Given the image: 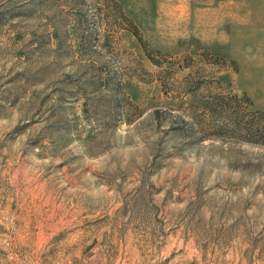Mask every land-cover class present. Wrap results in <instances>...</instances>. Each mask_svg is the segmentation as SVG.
<instances>
[{"label":"rangeland","instance_id":"1","mask_svg":"<svg viewBox=\"0 0 264 264\" xmlns=\"http://www.w3.org/2000/svg\"><path fill=\"white\" fill-rule=\"evenodd\" d=\"M260 113L264 0H0V264H264Z\"/></svg>","mask_w":264,"mask_h":264},{"label":"trees","instance_id":"2","mask_svg":"<svg viewBox=\"0 0 264 264\" xmlns=\"http://www.w3.org/2000/svg\"><path fill=\"white\" fill-rule=\"evenodd\" d=\"M133 34H134V35L136 34V36H138L137 33H135V32H134ZM140 41H141V39H140ZM260 116L263 117V116H264V113H260Z\"/></svg>","mask_w":264,"mask_h":264}]
</instances>
